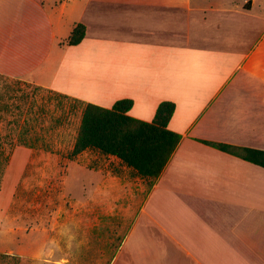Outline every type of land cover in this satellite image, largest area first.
<instances>
[{
  "label": "crops",
  "instance_id": "obj_1",
  "mask_svg": "<svg viewBox=\"0 0 264 264\" xmlns=\"http://www.w3.org/2000/svg\"><path fill=\"white\" fill-rule=\"evenodd\" d=\"M77 24L84 39L68 46ZM0 75L103 108L130 99L128 115L145 122L161 102L175 105L168 129L180 141L157 178L113 156L112 166L68 162L114 184V192L84 199L88 230L85 216L118 219V250L104 259L101 249L97 262L264 264V168L206 144L264 151V0H0ZM32 154L26 147L8 154L0 254L54 264L53 241L48 251L38 239L29 253L26 245L8 248L12 233L27 232L11 225L16 187L29 166L44 163L37 180L53 162ZM94 199L105 202L94 208ZM57 229L52 222L33 231L53 240Z\"/></svg>",
  "mask_w": 264,
  "mask_h": 264
},
{
  "label": "rangeland",
  "instance_id": "obj_2",
  "mask_svg": "<svg viewBox=\"0 0 264 264\" xmlns=\"http://www.w3.org/2000/svg\"><path fill=\"white\" fill-rule=\"evenodd\" d=\"M74 100L76 99L34 86L23 80L0 75V135H9V139L0 147V187L6 169L4 158L8 154L11 156L16 147L33 150V159L41 158L44 162L47 159L53 160L46 166L48 177L39 176L36 180L35 169H40L44 163L41 167L40 164L36 167L34 163L28 167L26 174L28 180L19 183L16 187L17 203L12 207L14 214L12 216H15L17 221L11 225L26 227L27 232L12 233L8 248L16 251L18 245H26L28 247L25 248L29 253L34 247V245L30 246V243L38 239L43 249L48 251L53 241L54 244L57 243L54 264H104L97 262L101 249L104 250V259H111L118 250V219L96 215L100 221H95L93 216L89 219L85 216V224H90L88 230L87 225L84 226V199L87 193L114 192V184L109 180L101 183V180L92 173L88 177L83 176L81 171L74 172L71 163L68 162L76 161L78 158L79 163H85L87 160H90V163L101 161L103 166L107 163L112 166L114 162L110 157L95 150L72 155L82 109ZM56 160L57 163L59 162V167H54ZM56 170L60 173L57 177L51 178V174ZM91 202L94 208H98V204L105 201L94 199ZM19 203H21L20 207ZM113 203L112 198L107 199V206L110 204L113 208ZM35 214L39 215L37 221ZM52 222L58 223V229L54 233L56 239L46 238L49 234L47 232H38L36 235L33 231L36 225L39 228H50ZM110 235L113 237L111 245L101 247L104 237L108 239ZM69 240L70 248H67L66 241ZM40 245L37 247L40 248ZM41 259L45 260V258ZM0 264L51 263L43 260H21L18 257L0 254ZM108 264L112 263L108 262ZM115 264H118V261Z\"/></svg>",
  "mask_w": 264,
  "mask_h": 264
},
{
  "label": "trees",
  "instance_id": "obj_3",
  "mask_svg": "<svg viewBox=\"0 0 264 264\" xmlns=\"http://www.w3.org/2000/svg\"><path fill=\"white\" fill-rule=\"evenodd\" d=\"M84 36L85 27L77 24L65 44L78 45ZM74 101L82 109L72 149L73 156L85 150H95L102 155L119 159L142 177L155 179L161 174L180 141V135L168 129L175 109L172 102H161L153 120L145 122L128 115L133 105L130 99L118 100L111 108ZM8 139L9 135L1 134L0 147ZM206 144L264 168V151L226 144ZM4 159L7 162L8 155Z\"/></svg>",
  "mask_w": 264,
  "mask_h": 264
}]
</instances>
